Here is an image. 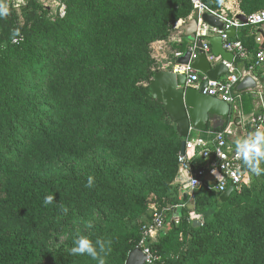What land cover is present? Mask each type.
<instances>
[{
    "label": "trees",
    "instance_id": "trees-1",
    "mask_svg": "<svg viewBox=\"0 0 264 264\" xmlns=\"http://www.w3.org/2000/svg\"><path fill=\"white\" fill-rule=\"evenodd\" d=\"M60 1L65 4L64 16L53 13L41 23H30L28 31L19 30L24 36L17 44L11 43L13 30L0 25V264H98L87 255L69 254L77 238L69 230L65 241L53 248L46 245L39 229L55 221L52 216L70 223L113 198L119 200L122 213L93 221L87 235L94 244L97 238L111 240L106 264H124L129 251L138 247L152 205L165 214L164 230L150 243L156 264H264V173L256 176L248 171L249 186L233 188L224 202L206 180L193 191V209L201 217L200 224L193 225L186 208L190 197L183 199L178 183L149 179L144 187H137L119 181L110 165L92 176L91 188L86 187L89 177L35 172L40 163L63 153L66 138L74 132L78 151L107 147L113 155L123 154L127 162L138 161L146 151L165 143L175 153L177 169L183 140L162 105L149 94L148 83L138 84L142 78L149 82L157 72L148 70L146 60L126 62L118 83L109 85L107 77L105 87L98 84L104 74H111L110 69L115 70L119 58L111 64L90 65L85 60L96 46L112 40L119 44L133 34L142 36L138 30L143 20L172 0ZM34 2L26 0V5ZM262 4L264 0H244L241 12L249 14L246 9ZM188 16L185 11L178 17ZM243 27L240 41L247 45L245 35L254 26ZM97 33L98 45L85 47V39ZM187 42L182 35L174 46L185 51ZM80 93H87L84 99ZM107 104L115 106L108 113ZM129 113L136 115L132 125L108 128L107 138L97 141L109 123ZM48 195L54 200L45 205Z\"/></svg>",
    "mask_w": 264,
    "mask_h": 264
},
{
    "label": "rangeland",
    "instance_id": "rangeland-1",
    "mask_svg": "<svg viewBox=\"0 0 264 264\" xmlns=\"http://www.w3.org/2000/svg\"><path fill=\"white\" fill-rule=\"evenodd\" d=\"M59 1L60 0H35L34 5H26L25 3L19 6L16 4L14 6L13 4H8L7 2L9 13L6 17L0 18V25L10 27L12 30L23 29L26 31L30 28V23L32 24L33 22V24H38L43 21V17L49 15L52 16V14L55 13L56 4ZM200 1L214 11L223 10L230 15L235 14L236 12L244 11L240 8L244 0ZM46 7L49 9L47 12L45 10ZM246 10L247 11L245 12L264 10V6L263 4L256 5L254 8ZM185 11H188L189 13L187 18L178 17L181 16V14ZM170 13L175 14L173 15ZM192 13L193 5L190 0H182L178 4L172 0L170 3L162 6L159 9L158 14L155 13L154 15H150L148 18L143 20L144 22L142 23V27L138 30L144 33L142 36L135 35L134 37L133 34V36L123 39L119 44L112 40L105 46L100 45L94 47L90 51L89 55L85 56L87 64L90 63V65H94L100 62H108L111 64L114 57L119 58L118 65L116 68H114L115 70L110 69L111 74L109 76L104 74L103 78L105 79L101 82V84L98 85L100 87H105L107 77H109L111 80L109 85H116L119 81L118 77H120V74L123 71L122 67L126 62L134 63L135 59H138L139 61L137 64H139L140 61L146 60L148 70L152 72L170 70L172 64L175 62V52L178 50L174 46V43L178 41V37L181 34V32L178 30V27L184 21L188 20L190 16H192ZM174 17H177L176 21H173ZM128 24H131V22ZM167 32L169 34L166 37H162L163 33ZM97 35L98 33L93 36H89L87 40L85 39V47L92 44L96 45L97 42L95 41V37ZM146 36L150 37L147 38L150 40H147ZM41 39L42 37L38 36L39 42H41ZM142 45L145 47L144 50L141 48ZM186 45L185 47H187ZM46 48L51 49V45H48ZM136 48L138 50L135 52ZM110 56L111 58L109 59ZM53 72L55 73V71ZM44 76L47 77L48 75L44 74ZM147 83L148 82L145 78H142L138 81V84L141 86H146ZM94 87L95 86H93V88ZM43 90L46 91L47 86L43 85ZM79 95L82 94L80 93ZM85 95H82V99L85 98ZM111 100L112 98H110L109 101ZM108 105L109 104H107L105 107V111H107V113L110 107H112L111 104L109 106ZM113 108H115L114 105L112 109ZM135 120L136 115L129 113L128 115L109 123L105 127V130L101 132V135H98L97 141H104V138H107L106 136L108 128L114 126L123 127L125 125H132ZM76 136L77 132L71 133L66 138L68 141H65V145H63V153L40 163L39 166L35 168V172L46 176L52 175L60 177L64 175L76 174L82 177H92L102 167L110 165L112 167V171L117 175L119 181L132 183L137 187H144L148 180L152 179L155 182L168 183L171 181L174 184L178 183L180 185L179 193L189 191L186 183H179L180 175L178 174V169L175 163V153L172 152L173 149L170 146H166L165 143L160 144L159 146L155 147V149L146 151L138 161L127 162L125 161L123 154L113 155L112 150H108L107 147H105V149L101 147H94L92 149H88L87 151H78L74 142ZM261 163H264V161ZM192 203L193 201L188 200L186 204L190 218L201 220V217L194 212ZM117 204H120L117 198L104 201L99 204L98 207L86 210L82 217L76 220L73 218L70 223L65 224L58 215L52 216L55 221H47L48 224L46 223L43 228L39 229V234L43 236V240L46 245L57 248L65 241L67 236L70 235V232L75 236L78 234L89 235L91 231L87 226L89 222L92 223L93 221L101 220L104 217L115 218L119 216L122 213V210L117 206ZM51 225H53L55 228H51ZM65 225L66 227H62Z\"/></svg>",
    "mask_w": 264,
    "mask_h": 264
},
{
    "label": "built area",
    "instance_id": "built-area-1",
    "mask_svg": "<svg viewBox=\"0 0 264 264\" xmlns=\"http://www.w3.org/2000/svg\"><path fill=\"white\" fill-rule=\"evenodd\" d=\"M193 5V12L205 10V12L215 14L222 22V28L218 29L215 26H210L201 20V12L193 15L198 21L195 31L194 40L188 45L189 59L186 64H172L170 70L186 75V85L199 87L200 83L207 80V85L203 89V93L219 98L229 105L230 111H238L241 108L240 94L235 91V86L247 72H250L256 66L264 64V46L257 49L246 67L238 72V68L234 65V60L248 58L250 55L247 47L236 38L229 36L226 30L230 28L240 29L246 25L260 26L264 28V10L244 14L245 20L241 21L237 18V13L228 14L225 11H214L209 9L200 0H190ZM8 4L17 5L18 0H6ZM55 14L59 17L65 14V4L59 1L56 4ZM23 37V32L19 31ZM209 36H220L222 48L233 54V60L224 59L220 54L216 55L212 52L210 42L206 39ZM16 40L21 41L20 37ZM200 39V40H199ZM261 42V38H257ZM14 42L13 37L11 43ZM184 52L176 51L175 58L181 56ZM204 53L207 61L212 67L218 63H222L227 72L223 78L215 80L208 79L205 74H201L198 70L192 67V62L197 59L199 54ZM264 111L256 117L251 118L249 123L253 127H257L263 119ZM228 129L214 131V136L211 140L206 141L200 138L187 136L184 141V153H178V174L180 180L186 183L189 191L186 192L190 200L193 198V191L199 188L206 180L212 184V189L222 194L227 190L229 185L233 188H241L249 186L250 174L243 166L242 160L237 156L236 148L228 142ZM164 216L162 211H159L152 205V213L148 221L141 226V238L138 248L145 256L144 264H156L157 257L150 249V243L158 238L159 232L164 230ZM145 249H148L146 252Z\"/></svg>",
    "mask_w": 264,
    "mask_h": 264
},
{
    "label": "water",
    "instance_id": "water-1",
    "mask_svg": "<svg viewBox=\"0 0 264 264\" xmlns=\"http://www.w3.org/2000/svg\"><path fill=\"white\" fill-rule=\"evenodd\" d=\"M237 18L241 21L245 20L242 13H238ZM201 20L210 26H215L218 29L222 28V22L215 14L205 12L201 14ZM197 24V19L192 16L180 24L178 30L187 39L193 41ZM234 31V28L226 30L229 36H232ZM206 39L210 42L214 54H220L229 61L233 60V54L222 48L220 36H209ZM188 59L189 52L186 50L181 56L176 57L175 63L186 64ZM192 67L212 80L225 75L227 72V68L222 63L212 67L204 53L199 54L197 59L192 62ZM206 85L207 80L202 81L199 87L186 85V75L172 70L157 71L148 82L149 94L162 105L177 134L183 138L180 145V154L184 153V139L188 136L190 129L204 130L207 128L209 121L214 129L222 128L226 120L230 118V108L226 102L203 93ZM255 85V81L250 76H246L238 83L237 89L253 88ZM232 190V185H229L227 190L219 195V200L226 201ZM186 196L187 193L184 192L183 199H186ZM198 224H200L199 220L194 219L193 225ZM144 261V254L138 247H135L127 254L124 264H144Z\"/></svg>",
    "mask_w": 264,
    "mask_h": 264
},
{
    "label": "crops",
    "instance_id": "crops-1",
    "mask_svg": "<svg viewBox=\"0 0 264 264\" xmlns=\"http://www.w3.org/2000/svg\"><path fill=\"white\" fill-rule=\"evenodd\" d=\"M236 13L238 14L242 12H236ZM243 28L244 27L240 29H235L231 37L240 40V31ZM182 35L183 34L181 32L180 36L178 37L177 43L181 42ZM245 38H247V45L245 46L247 47L250 56L248 58H245L244 60L242 58L234 60V65L236 68H238V72H240L241 70H243L244 67H246V65L252 58L253 53L257 49L264 46V28L260 26L252 27L251 29H249L248 35H245ZM257 38H261L262 41L261 42L257 41ZM187 41L188 42L186 43L187 47L185 51L187 50L191 40L187 39ZM185 51H181V52H185ZM246 76H250L255 81L256 85L253 88H247L242 90L237 89L238 84L235 86V91L238 94H240L241 108L238 111H230V118L226 120V122L224 123V125H226L224 129H228L230 131V134L228 135V142L235 148H236L237 139L243 138L249 134L254 133L258 128L264 127V116L262 122L257 127L256 126L253 127L249 123L251 118L256 117L258 114H261L264 111V64L260 66H256L254 69H252L250 72H247L244 75V77ZM223 77L224 75H221L217 78H223ZM243 78H241L240 81ZM244 106L247 107V110L244 108ZM217 129L222 130V128L214 129L212 127L211 122L209 121L206 129L204 130L190 129L188 136L209 141L213 138L214 131H216ZM179 183L183 184L181 180Z\"/></svg>",
    "mask_w": 264,
    "mask_h": 264
},
{
    "label": "clouds",
    "instance_id": "clouds-1",
    "mask_svg": "<svg viewBox=\"0 0 264 264\" xmlns=\"http://www.w3.org/2000/svg\"><path fill=\"white\" fill-rule=\"evenodd\" d=\"M26 0H18L17 6L25 4ZM9 13V7L6 0H0V17H6ZM13 41L16 37H23L20 35L19 29L13 30ZM236 153L242 160L243 166L252 174L256 176L264 173V168H261V162L264 161V127L258 128L254 133L249 134L243 138L236 140ZM94 185V178L89 177L86 187L91 188ZM54 196L48 195L45 197V205L52 203ZM63 211L67 212V208L61 205ZM92 227L91 222L87 225ZM70 255L83 256L87 255L98 264H106V257L111 253V240L103 241L97 238L95 244L92 239L87 235L78 234L77 238L73 241V246L68 250ZM147 252L148 249H145Z\"/></svg>",
    "mask_w": 264,
    "mask_h": 264
},
{
    "label": "bare ground",
    "instance_id": "bare-ground-1",
    "mask_svg": "<svg viewBox=\"0 0 264 264\" xmlns=\"http://www.w3.org/2000/svg\"><path fill=\"white\" fill-rule=\"evenodd\" d=\"M197 12H198V13L201 12V14H203V13H205V10L201 9V10H198V11H194L192 14H193V15H196Z\"/></svg>",
    "mask_w": 264,
    "mask_h": 264
}]
</instances>
